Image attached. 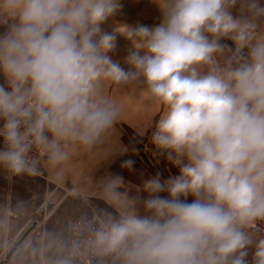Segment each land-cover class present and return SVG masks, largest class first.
Masks as SVG:
<instances>
[{"label": "clouds", "instance_id": "clouds-1", "mask_svg": "<svg viewBox=\"0 0 264 264\" xmlns=\"http://www.w3.org/2000/svg\"><path fill=\"white\" fill-rule=\"evenodd\" d=\"M154 2L156 26L107 31L120 0H0V165L31 174L33 147L53 164L91 147L119 115L103 82L142 84L163 108L151 141L179 174L147 179L144 214L100 221L92 248L120 264H249L250 251L264 264V38L233 16L236 0ZM118 35L127 68L109 55ZM224 37L236 47L221 66Z\"/></svg>", "mask_w": 264, "mask_h": 264}, {"label": "crops", "instance_id": "crops-1", "mask_svg": "<svg viewBox=\"0 0 264 264\" xmlns=\"http://www.w3.org/2000/svg\"><path fill=\"white\" fill-rule=\"evenodd\" d=\"M250 2L236 0L231 12L234 17L253 20L254 38L262 39L264 16L253 18L248 9ZM256 2L264 7V0ZM120 4L122 7L102 25L105 30L112 31L117 25L150 27V17L161 20L159 7L150 10L148 0H120ZM220 42L228 45V49L215 56L222 66L233 56L236 45L227 37ZM116 44L109 55L129 67L123 59L131 41L118 35ZM103 93L117 103L119 115L91 147L69 146L68 158L55 164L47 155L41 174H17L0 165V264H83L72 258L69 251L68 233L74 219L93 214L102 221L109 216L118 218L121 212L131 209L143 215V199L148 195L144 182L157 173L162 179L179 174L151 141L163 108L147 97L145 87L136 82L104 81ZM127 160L134 163L126 166ZM118 178L121 182L114 192L120 195V203L112 199L113 190L109 188ZM64 192L67 196L56 203L58 195ZM193 199L188 197L189 202ZM252 230L261 232L262 226ZM247 260L251 264V251ZM97 264L120 262L111 254Z\"/></svg>", "mask_w": 264, "mask_h": 264}, {"label": "built area", "instance_id": "built-area-1", "mask_svg": "<svg viewBox=\"0 0 264 264\" xmlns=\"http://www.w3.org/2000/svg\"><path fill=\"white\" fill-rule=\"evenodd\" d=\"M2 147L3 138L1 137V148ZM46 156V153L36 147H33L30 151V159L36 161L34 174H41L42 165ZM67 194V192H64L58 195L59 197L56 199V203L62 201ZM100 221L101 220L97 216L90 214L88 216L76 218L70 223L68 233L69 251L71 257L78 262L83 264H97L102 257L106 256L96 252L89 243L93 238L92 231L99 226Z\"/></svg>", "mask_w": 264, "mask_h": 264}, {"label": "rangeland", "instance_id": "rangeland-1", "mask_svg": "<svg viewBox=\"0 0 264 264\" xmlns=\"http://www.w3.org/2000/svg\"><path fill=\"white\" fill-rule=\"evenodd\" d=\"M148 5L150 7V10H151V8H153V9L158 8V5L154 2V0H148ZM145 7H147V6L145 5ZM159 23H160V21L158 19H156L155 17H153V19H152V17H150V27H154Z\"/></svg>", "mask_w": 264, "mask_h": 264}]
</instances>
